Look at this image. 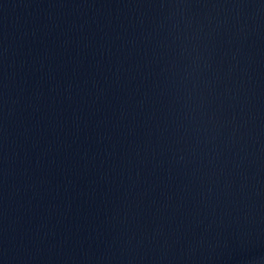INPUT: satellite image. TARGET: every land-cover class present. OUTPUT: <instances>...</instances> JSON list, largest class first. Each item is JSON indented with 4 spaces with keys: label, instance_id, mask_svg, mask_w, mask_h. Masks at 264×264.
Returning <instances> with one entry per match:
<instances>
[{
    "label": "water",
    "instance_id": "95a60500",
    "mask_svg": "<svg viewBox=\"0 0 264 264\" xmlns=\"http://www.w3.org/2000/svg\"><path fill=\"white\" fill-rule=\"evenodd\" d=\"M0 264H264V0H0Z\"/></svg>",
    "mask_w": 264,
    "mask_h": 264
}]
</instances>
